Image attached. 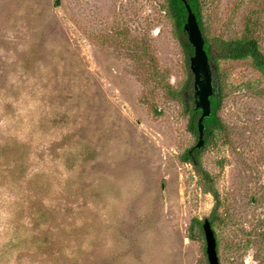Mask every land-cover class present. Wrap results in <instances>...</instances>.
<instances>
[{
	"label": "rangeland",
	"instance_id": "rangeland-1",
	"mask_svg": "<svg viewBox=\"0 0 264 264\" xmlns=\"http://www.w3.org/2000/svg\"><path fill=\"white\" fill-rule=\"evenodd\" d=\"M201 3L211 40L264 54V0ZM169 17L167 0H0V264H209L192 225L215 206L221 264H264V78L219 62L225 128L196 167L165 93L192 73Z\"/></svg>",
	"mask_w": 264,
	"mask_h": 264
},
{
	"label": "trees",
	"instance_id": "trees-1",
	"mask_svg": "<svg viewBox=\"0 0 264 264\" xmlns=\"http://www.w3.org/2000/svg\"><path fill=\"white\" fill-rule=\"evenodd\" d=\"M188 3L191 5L193 11L196 13L202 31L205 35L206 45L205 49L208 54L209 60L214 62L217 67L221 60H245L251 59L253 62L254 67L262 74L264 78V54L259 49V44L256 39L248 34H244L242 38H237L233 40H223L220 38L211 40L210 37L207 35V30L205 28V23L203 20V11H202V3L201 0H187ZM167 12L169 14V18L172 19L173 23L175 24V28L177 30L178 39L186 53L187 61L189 63L191 69V58L194 55V47L191 45L189 41L188 35L184 32V26L187 21V8L186 5L181 2L180 0H167ZM214 64V65H215ZM165 76V75H164ZM162 77V79L164 78ZM166 96L168 99L173 101H179L184 106V111L190 114V125L191 130L195 133L196 137L199 138V118H200V111L195 109L196 107V95L194 89V76L190 73V79L188 83L179 90H176L171 85H167ZM220 89L218 88L215 95L211 98L212 103V114L210 117L204 120L205 131H204V138L205 144L207 146L211 145L213 139L217 135V132L221 133L224 130L225 125L223 124L220 116L219 110L222 104L223 97L220 94ZM156 113H159V110H155ZM201 152H198V156L196 158V167L200 168V156ZM185 157L190 158V154L187 151ZM202 175L206 179V182L209 184L208 193L212 194L215 200L219 203V195L214 189L213 179L210 175L204 171H201ZM212 181V182H211ZM217 211L218 207L215 206V209L211 216V223L212 227L214 228L215 219H217ZM197 220L193 221L192 228L198 226V230L204 233L203 231V223L196 222ZM192 238V237H191Z\"/></svg>",
	"mask_w": 264,
	"mask_h": 264
},
{
	"label": "water",
	"instance_id": "water-1",
	"mask_svg": "<svg viewBox=\"0 0 264 264\" xmlns=\"http://www.w3.org/2000/svg\"><path fill=\"white\" fill-rule=\"evenodd\" d=\"M187 8V21L184 26V32L188 35L191 45L194 47V55L191 58V72L194 76V89L196 95L197 111H201L199 119V137L200 141L197 148H202L204 143V120L212 114L211 98L216 93L218 87L213 79L214 71L217 72V65H210V60L206 49V39L198 21L196 13L187 0H180ZM59 5V1L57 2ZM203 231L205 236L206 254L209 264H221L216 233L212 227L210 219L206 218L203 222Z\"/></svg>",
	"mask_w": 264,
	"mask_h": 264
},
{
	"label": "flooded vegetation",
	"instance_id": "flooded-vegetation-1",
	"mask_svg": "<svg viewBox=\"0 0 264 264\" xmlns=\"http://www.w3.org/2000/svg\"><path fill=\"white\" fill-rule=\"evenodd\" d=\"M206 45V44H205ZM215 63L214 62H212L211 63V61H210V65H214ZM214 73H217L216 71H214ZM214 73H213V79H214ZM215 81V80H214ZM215 85H216V83H215ZM217 86V85H216ZM215 95V94H214ZM195 99H197L196 97H195ZM201 112V111H200ZM201 114H202V112H201ZM201 114H200V117H201ZM200 119V118H199ZM205 135V134H204ZM199 139V141H200V137L198 138ZM204 143H205V138H204ZM204 143H203V145H204ZM199 144V143H198ZM197 144V145H198ZM197 145L195 146V147H193V148H191V150L189 151V154H190V159H192L193 160V162L195 163V165H196V158H197V156H198V152L199 151H201V149L203 148V145H202V148H197ZM206 145V144H205Z\"/></svg>",
	"mask_w": 264,
	"mask_h": 264
}]
</instances>
